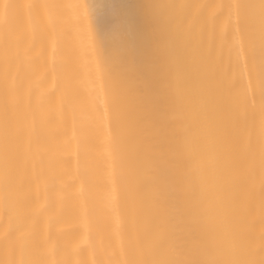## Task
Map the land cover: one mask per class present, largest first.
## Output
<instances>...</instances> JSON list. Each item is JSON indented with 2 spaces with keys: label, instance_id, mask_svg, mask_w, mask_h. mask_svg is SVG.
Listing matches in <instances>:
<instances>
[{
  "label": "bare ground",
  "instance_id": "1",
  "mask_svg": "<svg viewBox=\"0 0 264 264\" xmlns=\"http://www.w3.org/2000/svg\"><path fill=\"white\" fill-rule=\"evenodd\" d=\"M189 2L214 5L205 10L207 23L196 34L236 93L255 103L259 140L260 54L257 50L253 61L247 36L237 31L235 10L228 5L239 0H0L22 6L10 20L14 46L7 69L0 50V91L6 79L20 91L24 146L33 126L38 136L29 159L21 161L7 211L0 205V264L23 259L45 264L127 260L123 182L113 152L116 133L104 68H131L155 109L153 144L162 157L158 195L172 210V232L183 239L202 231L200 220L176 210L186 200L198 202L194 153H184L191 161L186 185L174 182L177 168L168 163L193 128V118L187 102L176 94L164 47L165 23L173 15L170 5ZM195 79L191 68L184 75L189 88ZM240 227L251 233L259 259L264 212L258 183L255 211Z\"/></svg>",
  "mask_w": 264,
  "mask_h": 264
},
{
  "label": "snow or ice",
  "instance_id": "2",
  "mask_svg": "<svg viewBox=\"0 0 264 264\" xmlns=\"http://www.w3.org/2000/svg\"><path fill=\"white\" fill-rule=\"evenodd\" d=\"M20 7L0 4V50L6 69L14 46L10 20ZM169 7L173 15L165 23L168 41L164 47L176 77V94L187 102L193 128L177 144L176 156L168 163L177 168L174 182L186 185L191 161L184 153H194L198 202L186 200L176 210L200 220L203 228L183 239L172 232V210L158 195L162 157L153 144L155 109L148 94L137 86L139 78L131 68L114 72L104 68L116 133L113 152L123 182V243L128 256L123 264H264V244L257 259L251 233L240 227L250 222L255 211L257 183L264 212V0L228 5L235 10L237 31L247 36L253 61L257 50L260 54L259 140L255 103L236 93L235 85L221 73L219 63L206 53L196 34L197 27L207 23L205 10L214 5L189 2ZM191 68L196 70V79L189 88L184 75ZM22 110L19 89L10 88L6 79L0 91V205L6 211L21 161L29 159L30 145L38 140L33 126L27 132L28 147L24 146ZM260 239L264 241V232ZM5 264L45 262L23 259Z\"/></svg>",
  "mask_w": 264,
  "mask_h": 264
}]
</instances>
